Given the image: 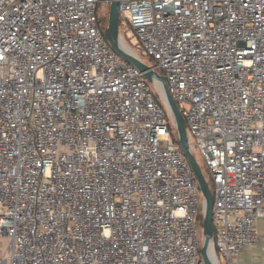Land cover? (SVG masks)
Wrapping results in <instances>:
<instances>
[{"label": "built area", "instance_id": "2783aa9c", "mask_svg": "<svg viewBox=\"0 0 264 264\" xmlns=\"http://www.w3.org/2000/svg\"><path fill=\"white\" fill-rule=\"evenodd\" d=\"M106 3L0 0V264H206L198 181L160 93L103 36ZM117 10L210 174L217 264H239L264 245V0Z\"/></svg>", "mask_w": 264, "mask_h": 264}, {"label": "water", "instance_id": "95a60500", "mask_svg": "<svg viewBox=\"0 0 264 264\" xmlns=\"http://www.w3.org/2000/svg\"><path fill=\"white\" fill-rule=\"evenodd\" d=\"M106 2L109 4L107 26L104 29L106 41L118 56L133 64L143 73L146 81L157 89L173 120L176 130L177 143L191 165L202 195V243L200 247V255L206 264H217L212 247L214 231L212 224L213 194L200 166L195 159L194 154L190 150L185 119L168 90L165 78L151 69V67H149L145 62L137 58L119 37L117 0H106Z\"/></svg>", "mask_w": 264, "mask_h": 264}, {"label": "rangeland", "instance_id": "374dc122", "mask_svg": "<svg viewBox=\"0 0 264 264\" xmlns=\"http://www.w3.org/2000/svg\"><path fill=\"white\" fill-rule=\"evenodd\" d=\"M108 7H109V4H106V5L103 4L100 7V9H101L100 10L101 22L103 23V25H105V27L107 26V16L105 17L104 12L106 11V9H108ZM128 45L131 47V49L135 53H137L139 56L142 57V55L140 54V50H139L138 46L134 45L133 43L132 44H128ZM143 59L145 60V58H143ZM175 132H176V130H175ZM175 132L173 131V133H175ZM193 153H194V156H195V159H196L198 165L200 166L202 172L205 174V177H206L207 181L211 182L210 174H209V172L207 170L205 162H204V160L202 158V155H201L200 151L198 150V148L193 149ZM197 230H198L199 243H200V246H201V243H202V227H201L200 223L197 224ZM5 245H6L5 240L1 239L0 240V246H5Z\"/></svg>", "mask_w": 264, "mask_h": 264}, {"label": "crops", "instance_id": "0c3cea01", "mask_svg": "<svg viewBox=\"0 0 264 264\" xmlns=\"http://www.w3.org/2000/svg\"><path fill=\"white\" fill-rule=\"evenodd\" d=\"M239 264H264V245L258 243L254 246H246L241 251L239 258Z\"/></svg>", "mask_w": 264, "mask_h": 264}, {"label": "trees", "instance_id": "16d2710c", "mask_svg": "<svg viewBox=\"0 0 264 264\" xmlns=\"http://www.w3.org/2000/svg\"><path fill=\"white\" fill-rule=\"evenodd\" d=\"M106 4H108V3H106ZM106 4H105V5H106ZM102 5H103V4H102ZM102 5L99 6V17H98V22H99L100 30H101V32H102V34H103V36H104L105 25H103V23L101 22V16H100V10H101L100 7H101ZM108 10H109V7H108V9H106V11L104 12L105 17L107 16V20H108ZM104 37H105V36H104ZM145 62H146V64L150 65V64H151V59H150V58H146V59H145ZM153 92H154V95H155L157 101H158L159 103H161V99H160L158 93H157L155 90H153ZM170 126H171V129L175 132V128H174V126H173L171 120H170ZM173 135H174V139H175V141L177 142V138H176V136H175V135H176V132L173 133ZM193 154H194V153H193ZM204 175H205V174H204ZM205 178H206V177H205ZM206 180H207V179H206ZM207 182H208V181H207ZM208 184H209L210 189H211V191H212V193H213V187H212L211 182H208ZM198 219H199V223L201 224L202 213H200Z\"/></svg>", "mask_w": 264, "mask_h": 264}]
</instances>
